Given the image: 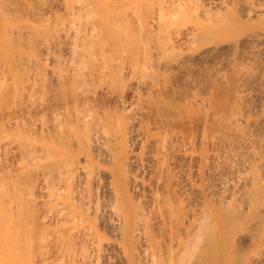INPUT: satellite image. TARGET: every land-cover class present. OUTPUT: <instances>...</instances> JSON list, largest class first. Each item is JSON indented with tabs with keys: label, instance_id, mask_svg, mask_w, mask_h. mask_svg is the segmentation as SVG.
Wrapping results in <instances>:
<instances>
[{
	"label": "bare ground",
	"instance_id": "6f19581e",
	"mask_svg": "<svg viewBox=\"0 0 264 264\" xmlns=\"http://www.w3.org/2000/svg\"><path fill=\"white\" fill-rule=\"evenodd\" d=\"M22 1L0 0L3 64L8 48L21 47L12 41L21 28H13L16 22L41 25L48 19L44 4L32 0L33 8L26 0L31 6L21 11ZM91 1L84 0V12L94 11ZM136 3L121 10L120 23L108 11L107 19L94 20L92 11L93 21L86 22V14L72 34H63L73 47L81 45L70 48V81L63 83L59 73L62 83L50 85L41 76L49 85L48 91L44 83L38 86L44 91L37 102L35 82L28 83L29 104L19 98L16 107L15 95L19 115L6 110L1 94L0 111L6 113L2 109L0 127L7 130L13 120L16 131L9 129L20 148L16 173L0 163V211L15 218V245L32 254L38 246L32 243L47 239L59 222V235L50 229L58 247L51 239L40 244L39 264L51 256V245L59 264H264V0ZM34 33L38 40L43 36ZM10 53L13 64L16 55ZM13 68L18 75L21 70ZM50 86L65 90L56 94ZM36 111L42 116L39 149L31 145L37 139L32 122L17 127L21 115L31 119ZM3 128L0 144L10 133Z\"/></svg>",
	"mask_w": 264,
	"mask_h": 264
},
{
	"label": "rangeland",
	"instance_id": "374dc122",
	"mask_svg": "<svg viewBox=\"0 0 264 264\" xmlns=\"http://www.w3.org/2000/svg\"><path fill=\"white\" fill-rule=\"evenodd\" d=\"M19 1H22V0H19ZM35 2H36V6H37V4H39V3H37V2H41V4H39L40 6H43V4L45 5V6H43V8L44 9H41V13H43L44 14V10L46 11L47 10V12L44 14V16L45 17H48V19H47V21L46 20H44V16H43V14H42V16L44 17V18H42V16L40 17V20L41 21H46V22H41L40 20H38V22L40 21L42 24L40 25V24H36V23H32L31 21H26V20H22V21H18V22H16V23H18V24H15L14 25V27L13 28H15L16 30L17 29H19V26L17 27V25H20V29L19 30H17V32H18V34L17 33H15L16 31L14 30V34L12 35V41L14 40V39H16L15 41H16V43L18 44L19 43V41H20V45H21V47L20 48H16L15 46H14V44H13V46H14V48H15V50H14V48H13V50H12V48L10 47V48H8V54H7V56L9 55V52H11L10 54H13V55H16V56H14V58H16L15 59V63H13V64H11L14 60H11V57H12V55H11V57H10V55H9V59H10V61H6V60H8V57L6 56V58H4L5 59V62H4V64L3 63H1L0 62V73H1V75H0V77L2 78L3 76H4V80L6 79V81H3V79H0V81H1V83H0V90L2 91V93H0V98H1V94H3V93H6V96L5 97H7V98H5L4 97V99L3 100H5L4 101V103H5V108L7 107H10L9 109L11 110H9V109H7L6 108V110L8 111L9 110V112H12L13 113V110H14V102H16L15 101V98H16V96L18 97L17 98V101H19L18 103L16 102L15 103V105L16 104H18L19 105V103H20V99H21V103L22 102H24V103H22L23 104V106H24V104L26 103H28L29 104V102H30V100L32 99L33 101H38V100H36L35 98H37L38 97V99H39V97L42 95V93L41 92H43L44 90H41V88L39 89L38 88V86L40 87L41 85L40 84H42V83H44V81L43 82H40V81H42V80H44V79H42L43 77L44 78H46V79H48L47 81H49V79H50V81L48 82L50 85H51V83H53V84H56V82L55 81H57L58 80V82H61V77L63 76V74L65 75V78H63V83H64V79H65V81H67V80H71L72 78H73V76H72V78L71 77H69V76H71V74H69L70 73V71L71 72H73L72 70H73V68L75 67H73V64H71V63H69V62H71V58L72 59H74V55H72L73 53V51H75V50H71L70 48H72L73 47V45H74V42H70V41H72V40H66L65 41V39H63V37H65L64 35L65 34H72L73 33V31L75 30V29H73V28H75V25L77 24V23H80V22H85L84 20H86L87 19V21L86 22H90V20L91 21H93V17H94V20L95 19H98V17L99 18H101L102 16L103 17H105V15H104V13L106 12V11H108L107 12V16H108V18L110 17L111 18V16H109V15H112V14H114V15H116L115 17H118L117 18V20H119L120 18H121V10H124V9H126L125 11H128V9L127 8H129L130 10H131V7H135V3L138 1V0H134L135 1V3H134V1H131V0H127V1H123V0H93V1H91V5H94V4H96L95 6H94V11H93V13L95 14V13H97L95 16H93L92 18H91V16L92 15H94V14H92V11L90 10V13H88L87 11L86 12H84V10L82 9V5L84 4V0H83V2H81L80 0H78V2H77V0H72V2H71V0H34ZM34 1H32L31 0V3L32 2H34ZM42 1H44V2H42ZM47 1V2H46ZM71 2V5L69 4V2ZM123 1V2H122ZM131 1V2H130ZM49 2V3H48ZM57 2V3H56ZM64 2V3H63ZM73 2H74V4L76 5H74L73 4ZM18 3H20V2H18ZM22 5H21V8H20V10L22 11H26L27 9H28V7L29 6H31L30 4H29V1L27 2L26 0H23L22 2ZM24 3H25V5H24ZM63 3V4H62ZM68 3V4H67ZM116 3V4H115ZM117 3H119V4H117ZM122 3V4H121ZM28 6H27V5ZM33 4L34 3H32V6H33ZM127 4V5H126ZM19 5V4H18ZM24 5V6H23ZM35 5L33 6V8L35 7ZM66 5V6H65ZM114 5V6H113ZM136 5H137V3H136ZM26 6V7H25ZM48 6V7H47ZM68 6V9L66 8ZM73 6V7H72ZM78 6L79 7H81L80 8V10H78L79 8H78ZM84 6H86L85 7V9L87 10V7L88 6H90V5H84ZM118 7V8H116V7ZM121 6V7H120ZM23 7H25V9L26 10H24V8ZM47 7V8H46ZM55 7V8H54ZM57 7H58V9H57ZM64 7V8H63ZM77 7V9H75ZM91 7V6H90ZM52 8V9H51ZM67 9V10H64V9ZM72 8H74V9H72ZM89 8V7H88ZM93 8V7H92ZM57 9V10H56ZM72 9V13H70L71 10ZM90 9V8H89ZM89 9H88V11H89ZM96 9V10H95ZM51 10V11H50ZM55 11V13H53L52 14V12H54ZM74 10H76V11H74ZM104 10V12H102ZM120 10V11H119ZM20 11V12H21ZM58 11V12H57ZM112 11V12H111ZM51 12V13H50ZM61 12V13H60ZM77 12H78V14H77ZM79 12H83L84 14H82V13H79ZM109 12H111L110 14H109ZM114 12V13H113ZM21 13H23V12H21ZM50 13V14H49ZM61 15H59V14ZM69 13V15H67ZM74 13L76 14V15H74ZM116 13H118L119 14V16H117L118 14H116ZM46 14H49V15H46ZM58 14V15H57ZM64 14V15H63ZM73 14V15H72ZM82 14V16H80ZM86 14L89 16V19L86 17H84V16H86ZM91 14V15H90ZM19 15V14H18ZM54 15H56V16H54ZM114 15H113V19H114ZM58 16V18L57 19H54V18H56ZM60 16V17H59ZM72 16H74V17H77V18H73ZM79 16V17H78ZM107 16L105 17L106 19H107ZM50 17V18H49ZM71 17V18H70ZM120 17V18H119ZM69 18L70 19H72V20H69ZM83 18H85L84 20H83ZM104 18V21H106V19ZM23 19V18H22ZM53 19V20H52ZM63 19H65V21L63 20ZM56 20H58V21H55ZM60 20V21H59ZM62 20V21H61ZM79 20V21H78ZM109 20V19H108ZM116 20V21H117ZM48 21H50V23L48 22ZM20 22V23H19ZM25 22H28V26L27 27H25V25L24 24H26ZM71 22V23H70ZM118 22V21H117ZM45 23H48L49 25L48 26H50V27H48L47 26V24H45ZM51 23H55L54 25L53 24H51ZM57 23V24H56ZM73 23H74V25H73ZM119 23H120V20H119ZM51 24V25H50ZM58 25V26H57ZM61 25H63V26H61ZM70 25V26H69ZM25 27V28H28L29 26V28H31V27H35L36 29H34V28H31L30 30L29 29H25V28H23V27ZM52 26H54V27H52ZM57 26V27H56ZM71 26H73V27H71ZM46 27H48V28H46ZM68 27V28H67ZM69 27L71 28V30L69 29ZM42 31V32H44V33H42V32H40V30ZM50 28L52 29V30H50ZM9 29V28H8ZM11 29V28H10ZM32 29H34V30H32ZM54 29V30H53ZM57 29V30H56ZM29 30V31H28ZM38 32H37V31ZM62 30V31H61ZM2 31L4 32L5 31V25H2ZM2 32V33H3ZM33 32H36L37 34H38V36H40V33H41V35H43L42 36V38H40V40H38L39 38L38 37H36L35 36V38H34V35L32 34ZM58 32H60L59 34H58ZM19 33H20V36H17V35H19ZM36 33H34L35 35H37ZM8 34L9 33H7L6 34V38H7V36H8ZM22 34H24V36L22 35ZM50 34V35H49ZM53 34V35H52ZM58 34V35H57ZM64 34V35H63ZM31 36V39L30 40H27L28 39V37H30ZM46 35H47V37L50 39H47V37H46ZM10 36L11 35H9L8 36V38H10ZM28 36V37H27ZM33 36V37H32ZM45 36V37H44ZM56 36V37H55ZM14 37H16V38H14ZM17 37H19V40H17L18 38ZM25 37V38H24ZM26 37H27V39H26ZM41 37V36H40ZM45 39H44V38ZM52 37H54V38H52ZM33 38V39H32ZM56 38V39H55ZM36 39V40H35ZM42 39V40H41ZM67 39V38H66ZM32 40L33 41H35L34 42V45H33V43H32ZM39 41V43H38V41ZM53 42H52V41ZM64 40V41H63ZM14 41V42H15ZM30 41H31V43H32V46H34V48L33 47H31L30 45H31V43H30ZM74 41V40H73ZM45 42V43H44ZM13 43V42H12ZM11 43V44H12ZM15 43V44H16ZM22 43H26V44H24L25 45V47H23L24 45L22 44ZM70 44V46H68L69 44ZM36 44H37V46H36ZM42 44V45H41ZM46 44V45H45ZM53 44V45H52ZM54 44H57V45H55L54 46ZM73 44V45H72ZM41 45V46H40ZM30 46V47H29ZM40 46V50H39V47ZM52 46V47H51ZM76 46V47H75ZM73 48L74 49H76L77 48V50H78V47H80L79 46V44H77V45H75ZM78 46V47H77ZM17 47H18V45H17ZM30 48V49H29ZM33 48V49H32ZM62 48V49H61ZM69 48V49H68ZM36 49V50H35ZM81 48H79V50H80ZM10 50V51H9ZM30 50V51H29ZM34 50V51H33ZM71 50V52H70V54H69V51ZM76 50V51H77ZM66 51V52H65ZM39 52V53H38ZM42 54H41V53ZM44 52V53H43ZM62 53V54H61ZM46 54H49V55H46ZM69 54V56L67 57V55ZM21 55H22V57H21ZM38 55V56H37ZM45 55V56H44ZM60 55H61V57H60ZM20 56V57H19ZM40 56V57H39ZM49 57V58H47V61H46V57ZM24 57V58H23ZM27 57H29V58H27ZM42 57V58H41ZM60 57V58H59ZM13 58V57H12ZM20 58H21V60H20ZM45 58V59H44ZM55 58V59H54ZM64 58V59H63ZM65 58H66V60H65ZM19 61H18V60ZM43 59V60H42ZM59 59H61V60H59ZM69 59V60H68ZM16 61H18V64H16ZM22 61V62H21ZM62 61H63V63L64 64H62ZM67 61H69L68 63H67ZM75 60H73L72 61V63L74 62ZM10 62V63H9ZM29 64H28V63ZM33 62V63H32ZM59 62V63H58ZM61 62V63H60ZM7 63V64H6ZM9 63V64H8ZM58 63V64H57ZM75 63V62H74ZM20 64V65H19ZM22 64V65H21ZM56 64V65H55ZM61 64V65H60ZM70 64V65H69ZM12 65H14V66H12ZM19 65V66H18ZM29 65V66H28ZM52 65V66H51ZM58 65H60V66H58ZM71 65H72V67H71ZM4 66V67H3ZM11 66H12V68H11ZM16 66V68L18 69H20L21 71L19 72V69L17 70L16 69V71H18L19 72V74L18 75H15V70H13V69H15V68H13V67H15ZM64 66H66V67H64ZM22 67H24V68H22ZM64 67V68H63ZM68 67V68H67ZM62 68V69H61ZM70 68H72V70L70 69ZM4 69H6L5 70V73H4ZM26 69V70H25ZM67 69V70H66ZM29 72H28V71ZM42 72H41V71ZM45 70V71H44ZM55 70H56V72L59 74H61V77H60V74L58 75L56 72H55ZM63 70V71H62ZM64 70H66V71H64ZM70 70V71H69ZM6 75V78H5V75H3L2 74V72ZM32 71H33V73H32ZM43 71H44V73H43ZM22 72V73H21ZM24 72V73H23ZM35 72V73H34ZM39 72V73H38ZM67 72H69L68 73V75H67ZM26 73V74H25ZM53 74V75H51V74ZM20 74H22V75H20ZM40 74V75H39ZM54 74H57V76H59L60 78H57V79H54ZM14 75H15V77H14ZM20 75V77L18 78V76ZM39 75V76H38ZM45 75V76H44ZM51 75V77H49ZM41 76H42V78H41ZM66 76H67V78L69 77V78H71V79H67L66 78ZM22 77V78H21ZM29 77V78H28ZM41 79H40V78ZM48 77V78H47ZM64 77V76H63ZM17 79V81H16V79ZM27 78V79H26ZM26 79V80H25ZM31 80V81H30ZM39 81V83H38V81ZM30 81V82H29ZM35 83H34V82ZM46 81V82H47ZM30 83H32V85H33V83H34V85L36 86V87H34L33 86V88H35L36 89V91L34 90L33 92L31 91V90H33V88H31L30 89V87L32 86H30L29 87V90L27 89L28 88V86H29V84ZM62 83V82H61ZM60 83V84H61ZM39 84V85H38ZM49 84H47V83H44V86L46 85V87L45 88H47V86L49 85ZM65 84H66V82H65ZM23 85V86H22ZM26 85H28V86H26ZM43 85V84H42ZM64 85V84H63ZM25 86V87H24ZM54 86V85H53ZM52 86V87H53ZM58 86H60V85H57V88H58ZM61 86H62V84H61ZM60 86V87H61ZM65 86V85H64ZM12 87V88H11ZM51 87V86H50ZM51 87V88H52ZM60 87H59V89H60ZM63 87V86H62ZM7 89V91L6 92H3V90H6ZM54 88V87H53ZM56 88V87H55ZM54 88V89H55ZM65 88V87H64ZM63 88V90H62V88L60 89V90H57V89H55L56 90V94H58V91L61 93V91H62V93L64 92V89ZM42 89H44V88H42ZM50 89V88H49ZM21 92H20V91ZM40 90V91H39ZM47 91H48V88L46 89ZM51 90V89H50ZM0 91V92H1ZM32 92L34 95H32V96H34V97H32L31 95V97L29 96V92ZM53 92H54V90H52ZM14 92L16 93V94H14ZM50 92L51 91H49L48 93L50 94ZM53 92H51V94L50 95H52V93ZM35 93H37V94H35ZM39 93H41V94H39ZM55 93H53V96H51V97H55L56 96V94ZM48 94V95H49ZM55 94V95H54ZM16 95V96H15ZM36 95V96H35ZM38 95H40V96H38ZM49 95V96H50ZM3 96H4V94H3ZM15 96V97H14ZM20 96V97H19ZM22 96V97H21ZM28 96H29V100L28 99H26V98H28ZM14 97V98H13ZM50 97V98H51ZM20 98V99H19ZM9 99H11V100H13L12 102H11V100H9ZM19 99V100H18ZM26 99V100H25ZM52 99V98H51ZM108 99V98H107ZM110 99V101L112 102L113 100H111L112 98H109ZM7 100V101H6ZM0 101H2V100H0ZM106 101H109V100H106ZM109 101V103H107V102H105V104H106V106H108V104L109 105H111L110 102ZM3 102V101H2ZM1 102V103H2ZM11 103V104H10ZM25 104V105H26ZM113 104V103H112ZM1 105V104H0ZM10 105V106H9ZM13 107H12V106ZM18 105H16V107H18ZM1 106H4L3 104L1 105ZM0 106V107H1ZM22 105L20 104V107H21ZM15 107V108H16ZM20 107L19 108H16L15 110H14V112H19L18 110H20ZM25 107V106H24ZM27 107V106H26ZM12 108H13V110H12ZM3 109V114H5L6 112H4V111H6V110H4V108H2ZM2 109H1V111H2ZM22 109V108H21ZM24 110V109H23ZM22 110V111H23ZM38 110V109H37ZM0 111V113H2ZM15 113V114H16ZM21 113V112H20ZM36 114L38 113V116L36 115V114H33V116H32V118L30 119H27V117L26 118H24L23 119V116L21 115L20 116V118L22 117V119H19V121L18 122H20V123H17V127L20 125H22V124H24V125H26V124H30L31 122H32V124H31V128L32 129H35V131L34 130H31V128H30V130L36 135V138L37 139H32V143H31V145L32 146H34L36 149H39V145H40V138H39V130H40V126H39V124H40V122L42 121L41 119H38L39 117H41L42 118V116H39V114H40V111H36L35 112ZM42 113V112H41ZM3 114H2V116H3ZM1 115V114H0ZM17 115H19L18 113H17ZM36 115V116H35ZM42 115H43V113H42ZM10 116H12V115H10ZM33 119V120H32ZM20 120H22V121H20ZM13 121V120H12ZM12 121L10 122V123H6V128L8 127V129L6 130L5 129V127L3 128V127H0V128H3V133L5 134V132H8V130H10L9 129V127L13 130V131H16V127H14V126H16V124L14 123V124H12ZM34 122V123H33ZM38 122V123H37ZM1 123V122H0ZM5 123V122H4ZM19 124V125H18ZM2 125V124H1ZM5 125V124H4ZM35 125V126H34ZM41 125V124H40ZM19 126V127H20ZM39 126V127H38ZM19 127H18V129H19ZM35 127V128H34ZM5 129V130H4ZM12 130H10V133H12L13 131ZM1 131V130H0ZM5 131V132H4ZM31 132V135L33 134ZM39 132V133H38ZM9 132H8V134H9V136H10V138H9V136L8 137H4V138H2V140H1V143L3 142L4 144H0L1 146H0V149H1V153H0V163H2L3 164V166H4V168L5 169H9L10 170V168H12V173L13 172H15V171H13L16 167V165H18L17 164V162H16V160H18L19 161V158H18V150L17 149H20V148H18V145H17V143H16V145H15V143H14V140H15V134L13 135V133L12 134H10ZM6 135H7V133H6ZM13 136H14V140H12L13 139ZM33 136V135H32ZM33 137H35V136H33ZM12 140V142H10V140ZM5 140V141H4ZM9 140V141H8ZM6 142H7V144H6ZM9 142V143H8ZM14 143V144H13ZM3 145V146H2ZM6 145V146H5ZM8 146V147H7ZM2 148H4V149H6V150H3ZM8 149V150H7ZM14 149V150H13ZM2 150H3V152H2ZM17 150V151H16ZM9 151V152H8ZM13 151H14V153H13ZM5 153V154H4ZM14 154V156H12L13 154ZM16 153V154H15ZM3 155H5V156H3ZM4 157V158H3ZM3 159V160H2ZM5 160V162H3ZM12 165H10V164ZM15 163H16V165H15ZM19 163V162H18ZM2 164H0V168L1 167H3V166H1ZM5 164V165H4ZM6 165H8V168H6ZM10 166V167H9ZM19 167L21 166L20 164L18 165ZM17 169V168H16ZM20 169V168H19ZM10 172V173H11ZM11 173V174H12ZM16 173V172H15ZM13 176H15L14 174H12ZM38 184H39V182H38ZM6 204V203H5ZM4 209V208H3ZM3 209H1V207H0V210L2 211V212H5ZM38 210V209H37ZM35 211V212H37L38 213V211ZM41 210H43V209H41L40 208V211L39 212H41ZM0 211V212H1ZM0 213V260H2V258L4 259V261L2 260V261H0V264H39L40 262H38L39 260V257H40V255H39V253H40V250L38 251V249H40L41 247H43V245L45 244L44 242H46V244H51L52 243V245L53 246H55V247H58V246H56V245H54L55 243H54V240L52 241V239H53V237L55 236V234L54 233H56V235H59L58 233H57V230H55L56 228L57 229H63V227H61V226H63V225H58V223L57 222H55V223H57V225L56 224H54V223H50V224H54V227H55V229H53V230H55V232L53 233L50 229H48V228H46V229H48L49 231H48V236H47V239H51V241H49V242H51V243H48V241H47V239L45 238V237H41V236H39V235H41V234H43V232L42 231H38V232H42V233H40V234H38V232L36 231V233H35V231H34V233L35 234H37V235H34V237L36 238V236L38 237L36 240H35V238H34V240H35V243H32V244H36V248L33 246V250H32V254H29V252L31 251L30 249H29V247H28V251H22V249L23 248H20V246L19 245H17V248H16V245H15V243H16V239L14 238V237H16L17 235L16 234H18V231H17V233H16V230H17V228H15L14 226L16 225V223H14L13 221H15L12 217V215L10 216V215H8L9 213H11V212H6V215H5V213ZM35 212L34 213H32V214H34V215H32L33 217H35ZM42 213V212H41ZM41 213H39V214H41ZM52 214L54 213V212H51ZM12 214V213H11ZM25 214H27V213H25ZM24 214V215H25ZM38 214V215H39ZM3 215V216H2ZM23 215V214H22ZM2 216V217H1ZM4 216H6L7 218H9V219H7L6 217H4ZM26 216V215H25ZM31 215H30V217H32ZM11 218V219H10ZM22 218V217H21ZM24 218V217H23ZM5 219V220H4ZM9 220H11L10 221V223H9ZM23 221V220H22ZM5 224V223H7V227H5V225L3 224V223ZM16 222V221H15ZM13 223V224H12ZM15 224V225H14ZM4 225V226H3ZM49 225V224H48ZM56 225V226H55ZM17 227V226H16ZM52 227V226H51ZM65 227V226H64ZM7 228H9V229H7ZM16 230H15V229ZM31 228H35V227H31ZM36 229V228H35ZM46 229H44L45 231H46ZM62 229L60 230V232L62 231ZM36 230H38V229H36ZM64 230V229H63ZM9 231V232H8ZM15 231V232H14ZM47 232V231H46ZM59 232V231H58ZM3 233V234H2ZM33 233V234H34ZM54 235H53V234ZM11 234V235H10ZM53 235V237H52V235ZM44 236H45V232H44V234H43ZM47 235V234H46ZM2 236V237H1ZM50 236H51V238H50ZM40 237H41V241H40ZM13 238H14V240H13ZM44 238L46 239V241H44ZM39 239V240H38ZM57 239V236H55V240ZM33 240V241H34ZM43 240V241H42ZM39 242V243H38ZM55 242H57V241H55ZM54 243V244H53ZM42 245L41 247L39 246V245ZM57 244V243H56ZM31 245V244H30ZM50 246V253H48L49 255H51V256H49V258L47 257V259L46 260H44V261H41L42 263L41 264H46V263H44L45 261L47 262V264H50V263H53V264H59V262H61L62 263V258H60V257H58V253L59 252H57L56 251V249L57 248H55V247H53V246ZM2 246V247H1ZM8 247V248H7ZM40 247V248H39ZM45 247H48V245L46 246H44V248ZM51 247H53V249H55L53 252H55V253H57V255H55L54 256V254H53V252H52V248ZM3 248V249H2ZM7 248V249H6ZM14 248V249H13ZM26 248V247H25ZM19 249H21V250H19ZM43 249V248H42ZM48 249H49V247H48ZM2 250V251H1ZM14 250H17V251H15L14 252ZM19 250V251H18ZM23 250H25V249H23ZM8 251V252H7ZM21 251V252H20ZM35 251V252H34ZM36 251H38V252H36ZM48 251V252H49ZM25 252H27L26 254H25ZM33 252H34V254H33ZM19 253V254H18ZM23 253V254H22ZM37 253H38V255H37ZM9 254V255H8ZM26 255L27 257V259L25 258V256H23V255ZM20 255V256H19ZM31 255V256H30ZM62 255V254H61ZM53 256V257H52ZM24 257V258H23ZM55 257V258H54ZM62 257V256H61ZM36 258V259H35ZM51 258V259H50ZM58 258H60L59 260H58ZM41 259V258H40ZM49 259H50V261H49ZM56 260V261H55ZM53 261V262H52ZM55 261V262H54ZM57 261H59L58 263H56ZM50 262V263H49ZM64 263V262H63Z\"/></svg>",
	"mask_w": 264,
	"mask_h": 264
}]
</instances>
